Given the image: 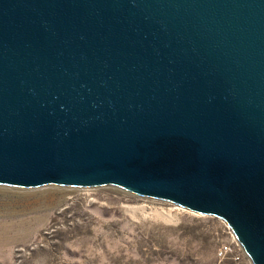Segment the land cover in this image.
I'll return each mask as SVG.
<instances>
[{
	"label": "water",
	"instance_id": "1",
	"mask_svg": "<svg viewBox=\"0 0 264 264\" xmlns=\"http://www.w3.org/2000/svg\"><path fill=\"white\" fill-rule=\"evenodd\" d=\"M0 184L119 186L264 264V0H0Z\"/></svg>",
	"mask_w": 264,
	"mask_h": 264
},
{
	"label": "rangeland",
	"instance_id": "2",
	"mask_svg": "<svg viewBox=\"0 0 264 264\" xmlns=\"http://www.w3.org/2000/svg\"><path fill=\"white\" fill-rule=\"evenodd\" d=\"M174 207L115 185L0 184V264H253L216 257L223 218Z\"/></svg>",
	"mask_w": 264,
	"mask_h": 264
},
{
	"label": "built area",
	"instance_id": "3",
	"mask_svg": "<svg viewBox=\"0 0 264 264\" xmlns=\"http://www.w3.org/2000/svg\"><path fill=\"white\" fill-rule=\"evenodd\" d=\"M230 229L231 228H228L229 231ZM230 233H231L232 242L218 247L216 251V257L220 260L228 258L229 256H234V255H235L233 257L234 259H239V255L242 253H245L241 244L238 242L237 238L235 237L234 233L232 231Z\"/></svg>",
	"mask_w": 264,
	"mask_h": 264
},
{
	"label": "bare ground",
	"instance_id": "4",
	"mask_svg": "<svg viewBox=\"0 0 264 264\" xmlns=\"http://www.w3.org/2000/svg\"><path fill=\"white\" fill-rule=\"evenodd\" d=\"M44 192V191H43ZM46 193H52V191L50 190V189H47V191H46ZM138 209V208H137ZM140 210H142V211H144V208H139ZM185 210V209H182V208H179V207H174V210ZM172 210V209H171ZM158 211V210H157ZM157 211H155V210H152V212H151V214H152V216H161V215H163V217H166V218H170V215L169 214H167L166 212V214H164V213H162V214H160V213H158ZM159 212H161V211H159ZM163 212V211H162ZM173 213V212H172ZM172 217V216H171Z\"/></svg>",
	"mask_w": 264,
	"mask_h": 264
}]
</instances>
